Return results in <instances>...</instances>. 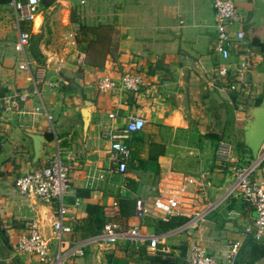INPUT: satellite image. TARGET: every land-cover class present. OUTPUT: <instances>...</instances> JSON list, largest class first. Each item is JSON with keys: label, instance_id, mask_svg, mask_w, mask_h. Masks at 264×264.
<instances>
[{"label": "crops", "instance_id": "obj_1", "mask_svg": "<svg viewBox=\"0 0 264 264\" xmlns=\"http://www.w3.org/2000/svg\"><path fill=\"white\" fill-rule=\"evenodd\" d=\"M233 1L243 17L239 24L243 31L247 24L264 25V0ZM73 11L78 13L74 19ZM78 21L110 26L107 36L112 45L99 66L74 59ZM214 23L210 0H52L47 5L40 2L25 19H17L9 1L0 0V94L18 93L16 106L0 109V264H37L34 255L15 246L31 218L51 249L82 247V256L67 255L64 264H183L191 238L219 260L238 241L232 264H264V235L254 240L242 234L254 211L233 187L232 168L253 160L242 141V124L248 105L257 103L264 92V34L259 37L261 47L248 41L252 56L244 78L254 85L249 97L227 87L230 76L217 78L220 57L213 49ZM18 29L38 36L40 60L29 53V37L22 48L17 44ZM238 52L232 50L226 60L232 74L241 61ZM129 69L142 77L137 90L118 86L98 90L99 78L118 81ZM182 89L187 117L181 108ZM82 107L88 110L86 122ZM110 111L113 117L108 116ZM129 115L142 117L144 123L124 139L129 160L121 175L109 169V138L100 131L122 126ZM31 133L42 135L38 153ZM219 138L232 146L230 161L215 159ZM56 148L61 155L67 150L72 155L60 219L70 230L59 228L54 204L31 192L20 194L14 187L17 175L44 164ZM249 175L264 178V159L253 164ZM176 185L183 193L181 214L136 219V197H150L156 186ZM113 197L119 202L118 221L137 223L145 234L156 235L154 249L145 244L134 247L126 240L100 243L95 235L73 229L86 216V204L101 207ZM191 211L201 215L190 216L194 226L189 229L185 220Z\"/></svg>", "mask_w": 264, "mask_h": 264}, {"label": "built area", "instance_id": "obj_2", "mask_svg": "<svg viewBox=\"0 0 264 264\" xmlns=\"http://www.w3.org/2000/svg\"><path fill=\"white\" fill-rule=\"evenodd\" d=\"M13 8L15 17L29 18L37 9L41 0H8ZM83 0H80L82 2ZM215 16V39L213 49L220 57L216 65L217 78H231L225 81L230 90L239 92L241 95L254 94V85L244 78V73L251 65L252 51L244 31L239 25L243 17L236 9L233 0H210ZM238 24L233 29L230 25ZM29 33L27 30L18 29L17 44L22 48L28 43ZM239 51L238 57L241 59L233 74L230 73L228 59L231 51ZM74 59L77 63L84 61V52L75 51ZM19 67H24V63H19ZM233 76V77H231ZM220 79V80H221ZM225 80V79H224ZM223 81V80H221ZM142 84V77L134 69L124 70L118 81L109 78H99L96 86L99 91H106L111 87H121L125 90H137ZM18 93L10 90L0 94V109L6 110L17 104ZM109 117H113L112 111L108 112ZM144 119L140 116L129 115L122 126L102 129L100 134L109 138L106 149L109 169L118 174H124L128 167L129 146L124 139L132 131L142 127ZM232 146L226 140L219 138L216 140L214 148L215 159L219 162H227L232 159ZM58 148L38 167L17 175L14 178V187L20 194L33 193L40 200L54 204L55 214L58 219L60 229L70 230V227L63 226L60 222L65 211L62 203V196L70 186L69 162L72 157L70 151L60 154ZM264 159V140L260 144L257 157L253 158L248 165H233L234 181L233 187L238 196L249 203L253 208L254 215L249 223L243 226L242 234L250 235L254 240H259L264 235V178L252 179L249 175L254 163ZM179 186L157 187L150 197H136L133 201L134 216L141 220L146 215L161 216L164 214H181L183 193ZM119 202L113 197L108 203L101 206V212L105 221L100 231L95 235L100 243H111L116 240H126L134 247L145 244L154 249L158 238L156 235H148L141 231L137 223L122 224L118 221ZM200 216L201 212H193L185 220V227L192 228L194 220L190 216ZM191 232H189L190 234ZM238 241L230 244L225 258L217 259L212 252L207 250L206 245L197 238H191L183 255V264H232V255L238 247ZM16 249L20 252L32 254L37 259V264H64L67 255L82 256L83 249L80 245H73L61 251L58 248H50L49 240L42 235L35 218L26 222L23 232H19L15 240Z\"/></svg>", "mask_w": 264, "mask_h": 264}, {"label": "trees", "instance_id": "obj_3", "mask_svg": "<svg viewBox=\"0 0 264 264\" xmlns=\"http://www.w3.org/2000/svg\"><path fill=\"white\" fill-rule=\"evenodd\" d=\"M51 1L52 0H41L44 5L49 4ZM77 23L79 25V31L77 32V41L84 42L83 51L85 54V62L90 65L99 66L102 63L105 52L108 50V45H112L110 38L107 36L109 31L108 33H106L105 27L107 26L100 23L87 24L79 21ZM85 32L92 33V37L87 38L85 36ZM244 33L246 34V37L251 44L256 45L257 47L262 46V42L259 41V37L264 34L263 24H247L244 27ZM37 40L38 36L34 33H30L28 50L33 58H35L36 60H40V57L42 55L37 48ZM98 43L103 46L99 49H95L96 47L94 45ZM92 47L93 49H90ZM45 137L49 139L51 138V135L49 133H45ZM86 211V216L80 219L79 222H75L73 225V229L86 232L88 233V235H94L98 233L102 228L105 218L102 215L101 207L97 204H86Z\"/></svg>", "mask_w": 264, "mask_h": 264}, {"label": "water", "instance_id": "obj_4", "mask_svg": "<svg viewBox=\"0 0 264 264\" xmlns=\"http://www.w3.org/2000/svg\"><path fill=\"white\" fill-rule=\"evenodd\" d=\"M182 72H183L182 78L185 79L187 69L184 68ZM184 86L185 84L183 83V87ZM223 96L225 95L223 94ZM181 108L183 114L187 117L188 105H187V96L185 89H182L181 91ZM81 111L84 116V122H86V115L88 111L87 107H82ZM220 121H221V125L223 126L225 121V108L221 109ZM242 129H243L242 141L250 150V154L252 158H256L260 144L264 139V92L257 101V103L248 105V107L246 108L245 119L242 124ZM30 135L34 141V151L35 153H38L39 140L42 138V135L33 134V133H31ZM235 257L236 255L234 256V259Z\"/></svg>", "mask_w": 264, "mask_h": 264}, {"label": "rangeland", "instance_id": "obj_5", "mask_svg": "<svg viewBox=\"0 0 264 264\" xmlns=\"http://www.w3.org/2000/svg\"><path fill=\"white\" fill-rule=\"evenodd\" d=\"M41 9H43L44 10V8L43 7H41ZM78 9V8H77ZM44 12V11H43ZM44 13H46V12H44ZM74 15H77L78 16V13H75V11H73V12H70V17L71 18H73L74 19ZM75 20H77L76 18H75ZM75 26H76V32H75V35H74V40H75V42L78 44V49H84V44L82 43L83 41H77V32L79 31V25H78V23H75ZM107 27H105V29H106V33H108V31H110L109 29H110V27L108 26V25H106ZM57 31V29H55V32ZM102 41H103V39H102ZM59 42H61V40L59 41ZM56 44L57 45H59L58 44V42H56ZM96 48L95 49H99V48H101L102 46H101V44L100 43H98V44H96V45H94ZM77 49V50H78ZM90 49H93V47L92 48H90ZM83 51V50H82Z\"/></svg>", "mask_w": 264, "mask_h": 264}]
</instances>
